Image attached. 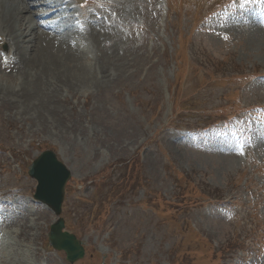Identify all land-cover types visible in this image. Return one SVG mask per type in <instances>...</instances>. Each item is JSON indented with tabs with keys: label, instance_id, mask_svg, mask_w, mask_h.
<instances>
[{
	"label": "rangeland",
	"instance_id": "1",
	"mask_svg": "<svg viewBox=\"0 0 264 264\" xmlns=\"http://www.w3.org/2000/svg\"><path fill=\"white\" fill-rule=\"evenodd\" d=\"M84 4L106 28L88 81L30 87L0 50V264H67L26 171L47 149L75 264H264V0Z\"/></svg>",
	"mask_w": 264,
	"mask_h": 264
},
{
	"label": "bare ground",
	"instance_id": "2",
	"mask_svg": "<svg viewBox=\"0 0 264 264\" xmlns=\"http://www.w3.org/2000/svg\"><path fill=\"white\" fill-rule=\"evenodd\" d=\"M6 1L13 5L0 10V35L7 38L2 40L0 50L5 49L4 42L7 41L12 60L20 65L23 62L26 68L32 69L36 77L29 82L30 87H38L50 75L58 82L77 84L88 81L92 72L80 62V55L83 54H80L81 43L86 41L98 49L101 47L106 29L101 20L95 17L90 21L83 16L79 28L68 24L67 21L72 20L76 12L73 5L79 4L75 0ZM50 17L56 18V22H40ZM63 25L73 27L62 31L52 29L60 30ZM26 91L22 88L17 94H25Z\"/></svg>",
	"mask_w": 264,
	"mask_h": 264
},
{
	"label": "water",
	"instance_id": "3",
	"mask_svg": "<svg viewBox=\"0 0 264 264\" xmlns=\"http://www.w3.org/2000/svg\"><path fill=\"white\" fill-rule=\"evenodd\" d=\"M28 174L37 181L34 199L44 203L58 217L50 226L47 235L49 245L56 251L64 252L65 260L74 264L84 256L83 243L73 234L63 231L64 221L59 217L70 171L57 159L53 151L45 150L28 167Z\"/></svg>",
	"mask_w": 264,
	"mask_h": 264
},
{
	"label": "snow or ice",
	"instance_id": "4",
	"mask_svg": "<svg viewBox=\"0 0 264 264\" xmlns=\"http://www.w3.org/2000/svg\"><path fill=\"white\" fill-rule=\"evenodd\" d=\"M226 38V37H225Z\"/></svg>",
	"mask_w": 264,
	"mask_h": 264
}]
</instances>
